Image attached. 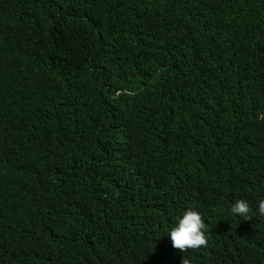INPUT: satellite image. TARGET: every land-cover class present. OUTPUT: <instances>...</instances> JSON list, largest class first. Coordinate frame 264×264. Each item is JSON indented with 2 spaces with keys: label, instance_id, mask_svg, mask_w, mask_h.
Here are the masks:
<instances>
[{
  "label": "trees",
  "instance_id": "1",
  "mask_svg": "<svg viewBox=\"0 0 264 264\" xmlns=\"http://www.w3.org/2000/svg\"><path fill=\"white\" fill-rule=\"evenodd\" d=\"M262 198L264 0H0V264H264Z\"/></svg>",
  "mask_w": 264,
  "mask_h": 264
},
{
  "label": "clouds",
  "instance_id": "2",
  "mask_svg": "<svg viewBox=\"0 0 264 264\" xmlns=\"http://www.w3.org/2000/svg\"><path fill=\"white\" fill-rule=\"evenodd\" d=\"M249 211V205L243 199L236 200L230 208L233 215L241 218L248 217ZM256 211L264 217V198L258 201ZM167 232L172 247L181 252L187 249H198L207 244L201 214L192 209L183 211L174 226ZM183 264H186L184 259Z\"/></svg>",
  "mask_w": 264,
  "mask_h": 264
}]
</instances>
